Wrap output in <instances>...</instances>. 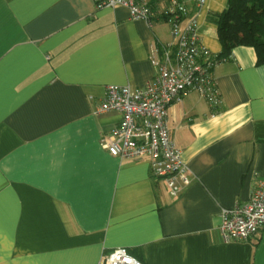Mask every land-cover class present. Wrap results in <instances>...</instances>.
Masks as SVG:
<instances>
[{"label":"crops","instance_id":"0c3cea01","mask_svg":"<svg viewBox=\"0 0 264 264\" xmlns=\"http://www.w3.org/2000/svg\"><path fill=\"white\" fill-rule=\"evenodd\" d=\"M153 2L149 25L93 0H0V264H98L117 248L141 264H264V228L243 242L219 233L221 210L264 181V64L252 48L212 69L216 106L187 93L168 107L195 176L176 198L146 161L102 147L120 121L93 113L106 87H144L150 48L171 41ZM222 4L193 10L200 44L216 55L207 16Z\"/></svg>","mask_w":264,"mask_h":264},{"label":"built area","instance_id":"2783aa9c","mask_svg":"<svg viewBox=\"0 0 264 264\" xmlns=\"http://www.w3.org/2000/svg\"><path fill=\"white\" fill-rule=\"evenodd\" d=\"M208 0H165L160 16L168 26L171 41L150 48L155 69L144 87L109 85L95 115L115 112L120 116L112 135L102 140L107 153L120 161H146L151 175L163 180L170 196L176 198L195 176L182 162L181 152L171 138L168 107L181 102L187 93H196L210 106L219 98L211 71L222 60L201 44L197 19ZM94 9L125 7L133 20L150 25L152 11L139 0H93ZM190 5L193 7L190 10ZM219 233L224 242H243L257 237L264 228V181L256 183L250 198L231 210H221ZM98 264H141L123 248L102 255Z\"/></svg>","mask_w":264,"mask_h":264},{"label":"trees","instance_id":"16d2710c","mask_svg":"<svg viewBox=\"0 0 264 264\" xmlns=\"http://www.w3.org/2000/svg\"><path fill=\"white\" fill-rule=\"evenodd\" d=\"M153 3L149 0L146 5L151 9ZM207 20L215 26L222 47L219 59H229L236 47H250L255 51L256 63L264 64V0H227L225 9L221 13H209Z\"/></svg>","mask_w":264,"mask_h":264},{"label":"rangeland","instance_id":"374dc122","mask_svg":"<svg viewBox=\"0 0 264 264\" xmlns=\"http://www.w3.org/2000/svg\"><path fill=\"white\" fill-rule=\"evenodd\" d=\"M160 1H161V6L160 7H164L165 4H166L165 0H160ZM226 3H227V0H223V4L220 6L219 10L214 11V12H210V14L221 13L225 9Z\"/></svg>","mask_w":264,"mask_h":264}]
</instances>
